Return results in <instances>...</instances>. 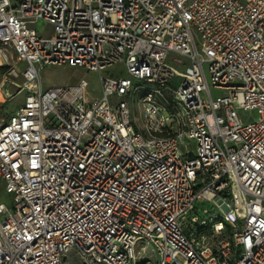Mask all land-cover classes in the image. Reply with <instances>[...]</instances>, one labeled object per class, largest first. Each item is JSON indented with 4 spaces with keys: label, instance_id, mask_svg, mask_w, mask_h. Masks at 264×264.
Returning <instances> with one entry per match:
<instances>
[{
    "label": "built area",
    "instance_id": "2783aa9c",
    "mask_svg": "<svg viewBox=\"0 0 264 264\" xmlns=\"http://www.w3.org/2000/svg\"><path fill=\"white\" fill-rule=\"evenodd\" d=\"M0 71V264H264V0H0Z\"/></svg>",
    "mask_w": 264,
    "mask_h": 264
},
{
    "label": "rangeland",
    "instance_id": "374dc122",
    "mask_svg": "<svg viewBox=\"0 0 264 264\" xmlns=\"http://www.w3.org/2000/svg\"><path fill=\"white\" fill-rule=\"evenodd\" d=\"M40 30L47 32L49 27L42 26L39 27ZM10 66H17L21 71L25 69L26 65L24 62H17L16 57L10 54L9 55ZM121 69V66H117L114 70L118 71ZM113 69H108L104 71V74H108ZM113 70V71H114ZM1 75V71H0ZM40 79L43 87L48 86H57V85H75L81 80L87 82V94L90 97H100L102 94L100 74L98 72H86L83 68L77 67H67V66H46L39 71ZM18 83L17 86H14L13 90L10 92V97L6 99L2 104H0V118L6 117L14 113L22 102V92L21 87L24 85L22 77L14 79ZM212 94L215 97L218 93L212 89ZM203 98L207 99L205 94ZM238 117L244 121H251L256 117V112L254 110H238ZM0 202L5 203L7 206L12 204V195L7 193L4 188V182L0 178ZM203 210H208L209 213L205 214ZM220 210L214 206V203L209 200H199L195 202V209L191 214H197L199 219H205L209 215L216 214L218 215ZM187 218L189 219L188 215ZM151 250V247H148ZM66 264H83V261L80 260L77 255L70 251L66 255ZM177 261L183 262L184 258L181 255L176 257Z\"/></svg>",
    "mask_w": 264,
    "mask_h": 264
}]
</instances>
